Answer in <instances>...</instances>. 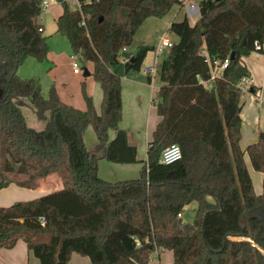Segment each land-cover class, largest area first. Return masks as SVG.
<instances>
[{
	"label": "trees",
	"instance_id": "obj_1",
	"mask_svg": "<svg viewBox=\"0 0 264 264\" xmlns=\"http://www.w3.org/2000/svg\"><path fill=\"white\" fill-rule=\"evenodd\" d=\"M63 11L56 32L66 36L103 91L100 111L87 93L84 109L64 101L52 83L18 70L27 57L47 59L49 35L39 18L44 0H0V189L9 174L33 186L56 172L63 187L30 200L0 206V248L24 239L40 264H68L73 252L92 264H147L156 251L171 249L170 264H264V177L260 191L245 160L264 174V128L257 141L241 146L243 96L255 86L243 57L255 49L251 30L264 21V0H199V17L173 20L177 40L157 63L161 80L154 100L161 119L138 177L118 181L99 174V160L138 161L137 146L121 126L122 79L111 66L149 16L162 17L184 0H80ZM153 44L138 46L124 61L138 70ZM235 51L212 87L210 59ZM133 58V60H132ZM28 98L41 129L23 113ZM93 127L94 149L85 131ZM178 143L182 157L160 161ZM197 202L193 220L182 210ZM44 218L42 221L41 218Z\"/></svg>",
	"mask_w": 264,
	"mask_h": 264
},
{
	"label": "crops",
	"instance_id": "obj_2",
	"mask_svg": "<svg viewBox=\"0 0 264 264\" xmlns=\"http://www.w3.org/2000/svg\"><path fill=\"white\" fill-rule=\"evenodd\" d=\"M44 1V10L39 21L43 25V32L45 34L48 26L51 25V29L57 28L56 20L62 13L63 6L58 0ZM198 1L192 0L193 3H198ZM187 5L186 1H184L182 4L174 5L162 17L149 16L138 28L131 45L127 46L122 54L132 56L137 51L138 46L142 44L155 45V50L148 52L140 69L127 71L124 68V61L111 66L114 71L120 74L122 79L123 116L121 126L128 131L129 141L137 146L138 161L133 163H119L101 158L99 160V174L104 179L118 181L135 178L140 174V169L147 157V148L152 139L153 131L161 119L154 100L155 94L161 85V80L157 81L156 65L160 62V58L158 57L160 52L165 49V47H160L161 37L167 36L168 28L173 20H182L185 16H188L189 19L196 20L199 17V15L195 16L196 18L190 17L187 12ZM52 21H54V25H52ZM251 34L263 42V49L259 51L254 49L250 54L243 57L245 64L250 70V76L247 77L245 82L256 87L255 90H247L242 99L241 146L244 149H246L248 144L257 141L259 131L264 128L259 126L260 121L264 119V21H260L251 30ZM166 47L169 50V47ZM50 50L51 48L49 52ZM150 52L153 55L149 57ZM86 70L89 71V74H85L87 76L86 78H92L93 80V69L89 70L86 68ZM75 73L79 74V72ZM50 79L52 80H49V87L52 83H55L64 101L79 108L86 107L85 102L82 103L75 92L73 93L71 89L67 91V88L61 86L56 76ZM89 79L84 80L86 91L93 97L94 104L97 110L100 111L103 98L102 88L95 79L94 81ZM258 92L260 97L257 95ZM85 142L88 148L95 150L97 137L92 126H89L85 131ZM246 156H248V160ZM245 160L253 177L255 189L260 191L262 186L257 188L256 185H262L264 174L261 172L255 175L252 171L253 166L250 157L246 151ZM24 177L25 175H8L9 180L7 185L0 189V206L10 205L18 200H30L43 193L61 189L64 186L62 178L56 172L37 179L33 186H26L19 183V179ZM173 259V250L164 249L156 251L147 264H170ZM0 264H40V260L28 248L26 241L20 238L13 247L0 248ZM68 264H92V262L89 256L73 252Z\"/></svg>",
	"mask_w": 264,
	"mask_h": 264
},
{
	"label": "rangeland",
	"instance_id": "obj_3",
	"mask_svg": "<svg viewBox=\"0 0 264 264\" xmlns=\"http://www.w3.org/2000/svg\"><path fill=\"white\" fill-rule=\"evenodd\" d=\"M184 1H186V4H190L192 2V0H184ZM190 20L192 22L195 21L193 19ZM52 25H54V21H52ZM45 32H46L45 35L50 34L49 44L51 50L48 54L47 59L40 61L32 56H29L19 67L18 70L19 74L23 77L25 76L34 77L38 79L41 82L42 91L46 96L48 95V90H49L48 89L50 84L49 80H52L50 78L56 76L61 86L67 88L68 89L67 91L71 89L73 93L75 92L76 96H79L80 101L84 103L85 100L81 93V83L85 79H89L86 78L87 76L85 75L84 72L86 68H88L89 70L93 69V63L91 61H82L78 55L74 54L68 38L60 34L59 32H56V27L54 29H51V25H50L48 26ZM167 36L169 37L171 42L177 40L178 38L177 35L172 32H167ZM167 52H168L167 47H165V49L160 52V55L158 56L160 58V61L166 55ZM152 55L153 53L150 52L149 57ZM74 59L77 60L79 63V68H80L79 74H76L74 71V66H73ZM122 62L123 60L120 61V63ZM89 80L94 81V78L93 80L92 78H90ZM157 81H160L159 77L157 78ZM25 101L26 104L23 105V113L26 117L28 124L35 128L41 129L44 126V121L38 118L35 110L29 104L28 98H25ZM259 126L264 127V119L260 121ZM246 157L248 160V156ZM252 171L255 173V175L256 173L259 174L261 173L255 170L254 168H252ZM261 186L262 185L259 186L256 185L257 188H260ZM196 208H197V202L195 201L191 202L190 204H187L183 208L182 217L184 221L193 220L196 214Z\"/></svg>",
	"mask_w": 264,
	"mask_h": 264
},
{
	"label": "built area",
	"instance_id": "obj_4",
	"mask_svg": "<svg viewBox=\"0 0 264 264\" xmlns=\"http://www.w3.org/2000/svg\"><path fill=\"white\" fill-rule=\"evenodd\" d=\"M70 5L75 8L81 7L80 0H68ZM45 4V1H44ZM187 12L190 17H194L195 15H199V6L198 3H190L187 5ZM172 45L171 40L167 36L161 37L160 47H170ZM126 47H123L120 52V60H129L130 56L123 55V51ZM255 49L262 50L263 49V42L260 40H256L255 42ZM230 56H227L225 59H210L208 57V62L211 67V75L208 79L203 80V83L206 84L208 87H212L214 85L215 79L222 74L224 68H226L230 62ZM74 71L79 72V63L77 60L74 59L73 61ZM247 78H244L243 81L245 82ZM257 95L260 97L259 92ZM182 157V149L178 143H172L169 146L165 147L160 156V161L163 163H172L179 160ZM41 220L43 221L44 218L42 217Z\"/></svg>",
	"mask_w": 264,
	"mask_h": 264
},
{
	"label": "water",
	"instance_id": "obj_5",
	"mask_svg": "<svg viewBox=\"0 0 264 264\" xmlns=\"http://www.w3.org/2000/svg\"><path fill=\"white\" fill-rule=\"evenodd\" d=\"M234 56H235V51H232V53H231V55H230V58L233 59ZM132 60H133V58H132ZM84 73L87 75V74H89V71L86 70Z\"/></svg>",
	"mask_w": 264,
	"mask_h": 264
}]
</instances>
